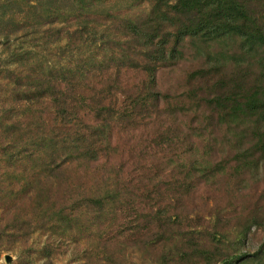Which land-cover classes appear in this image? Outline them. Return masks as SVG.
<instances>
[{"label":"rangeland","instance_id":"rangeland-1","mask_svg":"<svg viewBox=\"0 0 264 264\" xmlns=\"http://www.w3.org/2000/svg\"><path fill=\"white\" fill-rule=\"evenodd\" d=\"M141 1L0 0V264H264V41L246 43L264 0H239L243 37L185 38L155 76L159 115L115 119L95 162L54 136L50 108L22 105L30 77L103 55ZM20 145L35 154L7 162Z\"/></svg>","mask_w":264,"mask_h":264},{"label":"trees","instance_id":"trees-1","mask_svg":"<svg viewBox=\"0 0 264 264\" xmlns=\"http://www.w3.org/2000/svg\"><path fill=\"white\" fill-rule=\"evenodd\" d=\"M245 1L249 3V0ZM141 2L150 8L144 19L130 20L119 27L118 31L123 35L120 38L102 37L100 47L107 53L100 56L95 52L87 59H80L75 68H71L63 76H60L59 70L47 74L38 71L28 82L29 86L34 85V90L28 89L23 93L25 98L22 105L26 104L24 109L33 113L36 105L44 112L50 108L53 129H57L56 133L55 130L52 133L56 138L59 134L60 138L64 136L68 147H74L76 152L80 151L84 160H98V136L115 119L120 123L125 120L135 123L137 119L150 120L159 115L160 103L164 98L157 91L155 76L158 70L174 65L175 55L185 38L199 42H222L220 40L245 36L241 31L243 24L239 25L238 22L248 21V18L239 0ZM254 2L255 0H251L250 5ZM253 24L254 22L251 25ZM78 34L77 30L74 31V36ZM254 34L255 36L249 35L247 44L255 40L264 41L257 28ZM123 71L139 75L137 84L132 88L121 82ZM239 107L240 105L235 110ZM252 107L249 102L242 106L246 110ZM90 111L100 122L95 127H90L82 119L83 113ZM16 127L10 125L8 129L15 130ZM59 139L52 141V152L58 151ZM79 145L83 147L80 149ZM26 151L20 145L13 152L8 153L6 150L4 155H8L7 162L14 165L22 157L28 158L36 152ZM54 156L55 153L47 155L51 164H56Z\"/></svg>","mask_w":264,"mask_h":264}]
</instances>
